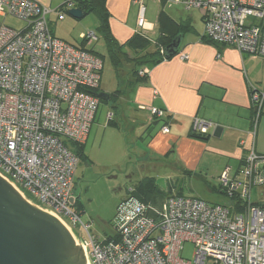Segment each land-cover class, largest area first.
Listing matches in <instances>:
<instances>
[{
	"label": "built area",
	"instance_id": "1",
	"mask_svg": "<svg viewBox=\"0 0 264 264\" xmlns=\"http://www.w3.org/2000/svg\"><path fill=\"white\" fill-rule=\"evenodd\" d=\"M77 1L64 0L59 9L50 10L34 0H0V17L25 23L19 31L0 27V175L69 230L87 264H264V208L250 201L252 189L264 185V156L253 148L246 151L238 178L226 169L218 179L225 196L241 204L239 211L178 195L152 208L130 189L117 206L113 239L97 240L86 225L81 227L87 240L73 234L64 218L74 226L80 223L71 209L79 158L67 143L83 144L88 137L99 104L92 92L99 88L103 63L88 50L56 38L49 17L55 14L62 21L64 9L76 8ZM144 1L132 3L138 7L137 27L146 35ZM164 2L198 10L210 41L264 59V0ZM81 39L88 45L98 40L91 32ZM250 101L254 136L264 116V87L252 89ZM149 113L165 117L155 108ZM113 118V112L106 113L108 122ZM211 126L195 118L191 131L205 135ZM161 131L167 133V126ZM186 242L194 246L192 261L180 258Z\"/></svg>",
	"mask_w": 264,
	"mask_h": 264
},
{
	"label": "crops",
	"instance_id": "2",
	"mask_svg": "<svg viewBox=\"0 0 264 264\" xmlns=\"http://www.w3.org/2000/svg\"><path fill=\"white\" fill-rule=\"evenodd\" d=\"M34 1L56 10L64 0ZM99 1L103 2L109 16L110 33L119 45H124L140 32L137 27L138 7L132 0ZM144 5L146 35L151 40H157L160 35L158 16L161 12L175 24L190 29L178 35L180 44L174 57L145 68L146 79L134 88L128 89L125 83L121 96L131 94L127 106L132 118L129 134L136 143L138 156L142 154L146 160L157 161L170 154L178 168L189 174L200 173L203 167L205 174L210 173L211 181L217 182L214 186L209 184L208 188L218 192V179L223 171L228 169L232 178H238L237 172L247 150L253 148L257 154L264 155V140H259L264 136V117L259 119L253 136L254 112L250 101L251 90L264 87V59L241 54L229 46L202 42L203 20L196 9L186 11L180 5L169 6L164 0H145ZM49 21L55 36L54 29L61 21L55 14L50 15ZM96 22L98 28V19ZM84 34L81 32L79 38ZM92 44H85V48L94 51ZM182 55L187 59L182 60ZM151 108L163 111L166 119L152 118ZM124 116V113L119 114L122 121ZM195 118L212 123V132L208 130L209 136L204 140L191 137ZM164 126L168 128L167 133L161 131ZM138 143H144L147 151L141 152L142 148L139 151ZM175 195L183 196L181 193Z\"/></svg>",
	"mask_w": 264,
	"mask_h": 264
},
{
	"label": "rangeland",
	"instance_id": "3",
	"mask_svg": "<svg viewBox=\"0 0 264 264\" xmlns=\"http://www.w3.org/2000/svg\"><path fill=\"white\" fill-rule=\"evenodd\" d=\"M70 10L64 9L65 21L58 22L54 29L55 36L75 47L79 46L81 32L89 31L97 36L98 41L92 46L103 63L99 91L114 96L118 89L123 88V85L117 81L105 43L98 36L95 15L88 14L81 20H75L68 14ZM0 27L19 31L25 27V23L6 16L0 17ZM85 28L88 29L85 31ZM197 28L199 29L198 26ZM197 33L200 34V31ZM130 95L126 93L123 96H114L110 103L99 104L95 121L84 146L83 158L77 167L72 190L76 204L74 203L71 207L72 211L79 216L80 223L74 226L68 218H64L73 234L81 241L87 240V234L81 225L88 226L89 232L97 240L112 235L118 204L127 198L128 190L133 189L147 177L154 178L158 185L159 195L149 198L152 202H159L160 206L168 195L177 193L185 197L199 198L209 204L230 205V200L226 196L208 188L209 184L214 186L217 182L211 181L210 173L205 174L203 167L200 173L189 174L182 168H178L174 157L170 154L158 158L157 161L146 160L142 154L138 156L136 143L129 134V128L132 126L131 113L127 110ZM107 112L114 113L113 122L107 121ZM122 113L125 115L123 121L119 118V114ZM212 129V127L209 128L210 133ZM261 138L262 140H259L263 141L264 136ZM140 148H142L141 152L147 151L144 143H138L139 151ZM250 201L256 205L264 204V185L252 189ZM75 243L80 247L78 242ZM182 247L180 258L192 261L193 244L186 242Z\"/></svg>",
	"mask_w": 264,
	"mask_h": 264
},
{
	"label": "water",
	"instance_id": "4",
	"mask_svg": "<svg viewBox=\"0 0 264 264\" xmlns=\"http://www.w3.org/2000/svg\"><path fill=\"white\" fill-rule=\"evenodd\" d=\"M68 14L81 20L85 14L71 9ZM180 37L162 50L166 58L176 55ZM96 97L109 101L110 96ZM0 264H87L69 230L54 216L25 200L0 175Z\"/></svg>",
	"mask_w": 264,
	"mask_h": 264
},
{
	"label": "trees",
	"instance_id": "5",
	"mask_svg": "<svg viewBox=\"0 0 264 264\" xmlns=\"http://www.w3.org/2000/svg\"><path fill=\"white\" fill-rule=\"evenodd\" d=\"M76 8H79L85 16L88 14H93L98 19V28L97 33L99 37L103 40L106 46L107 54L111 60L116 79L122 85L123 88H120L116 91L114 96H119L124 93V87L128 89L134 88L135 85L144 81L146 79V74L140 75V73L145 69L156 64H159L162 61L169 60L172 57L166 58L161 51L166 48L173 39L178 35L186 33L190 27L182 24H175L164 12H161L158 16V28L160 35L157 40H151L147 35H143L140 32L134 34L124 45H119L118 42L113 38L108 27L109 16L104 9L103 2L99 0H78ZM202 42L209 43L212 45H218L204 35L202 37ZM86 41L82 40V44L76 48L88 50L91 54L101 59L100 55L92 50L85 48ZM75 47V46H74ZM154 49V50H153ZM102 61V59H101ZM127 76V78H125ZM99 93V88L92 92L93 95ZM109 101L105 102L98 99V103H110L113 95H109ZM98 104V106H99ZM155 119V118H154ZM164 117L161 120H165ZM113 122V121H111ZM208 133L205 135H199L191 133V137L204 140L208 137ZM69 148L75 153L79 158V162L83 158V149L85 144H76V143H67ZM264 156V155H263ZM242 160L240 163V167ZM239 167V168H240ZM132 196L137 199L139 202L151 206L152 208H159V202H152L150 196L159 195L160 191L156 181L153 178H144L142 179L133 189ZM218 192L225 195V192L219 188ZM172 196V194L167 197ZM177 196V195H176ZM179 196V195H178ZM166 197V198H167ZM235 200V199H234ZM230 200L231 205L223 206H232L236 211L242 209L241 204L238 201ZM238 202V203H237ZM76 204V203H75ZM256 207L264 208V204L256 205ZM107 240L113 239L111 235L105 237Z\"/></svg>",
	"mask_w": 264,
	"mask_h": 264
}]
</instances>
